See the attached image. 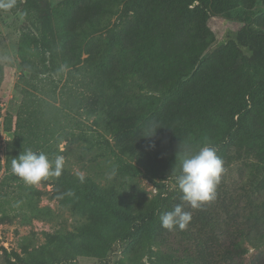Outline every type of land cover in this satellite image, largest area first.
<instances>
[{
  "label": "rangeland",
  "instance_id": "374dc122",
  "mask_svg": "<svg viewBox=\"0 0 264 264\" xmlns=\"http://www.w3.org/2000/svg\"><path fill=\"white\" fill-rule=\"evenodd\" d=\"M236 1L253 12V26L264 30V0ZM196 3L138 0L117 27L127 53L123 62L140 57L137 63L149 69L150 91L138 123L146 147L144 159L132 161V185L124 190V176L111 170L121 165L114 154L109 161L91 162L89 155L80 158L77 150H69L63 156L73 172L89 173L98 183L93 187L97 198L68 195L73 192L65 186L52 189L41 182L39 206L51 209L49 219L26 221L11 214L0 220V264L17 257L29 263L42 258L46 264H180L173 253H185L191 264H264V103L250 108L245 125L218 151L224 172L213 201L192 210L181 200L173 176L185 152L222 137L242 81L261 75L255 66L261 51L243 37L241 23L208 14ZM58 8H64L70 26L96 11L88 0H16L12 9H0V179L5 145L13 137L3 129L4 117L17 111L24 85L20 73L35 50L43 49L42 34ZM37 61L43 63L40 57ZM115 64L119 61L108 67ZM54 70L48 75L60 79L58 88L64 76L57 64ZM48 90V84L35 89L42 96ZM110 143L117 152L112 138ZM108 201L129 211L159 207V212L149 232L121 248L119 239L131 224L118 219ZM178 204L192 213L188 227L162 228L160 215Z\"/></svg>",
  "mask_w": 264,
  "mask_h": 264
},
{
  "label": "trees",
  "instance_id": "16d2710c",
  "mask_svg": "<svg viewBox=\"0 0 264 264\" xmlns=\"http://www.w3.org/2000/svg\"><path fill=\"white\" fill-rule=\"evenodd\" d=\"M88 2L96 8L95 13L75 20L71 26L63 15L64 8L56 10L48 21V33L42 34L43 49L35 50L34 59H30V64L20 73L24 85L18 87L22 93L19 106L14 115L7 113L3 121V129L12 131L13 137L6 142L3 152L1 221L8 220L11 214L28 221L32 218L46 219L47 214L51 213L49 207L39 206L41 191L25 185L11 172L12 159L26 149L44 152L50 159L56 155H67L69 150H77L80 158L89 155L91 162L99 158L109 161L111 154H114L121 165L111 170L124 176L122 183L127 186L123 187L124 190L134 180L135 165L132 161L144 159L146 142L138 123L142 117L140 107L147 101L150 91L146 79L149 69L145 62L137 63L140 57L129 56L128 62H123L127 53L122 49L117 30L126 8L138 4V0ZM194 2H197L195 8L208 14L240 22L243 37L261 51L255 60L261 75L249 83L242 81L240 95L233 100V109L226 119V129L222 137L211 144L218 153L245 125L250 108L264 103V30L253 26V12L241 7L236 0H189V4ZM55 38L56 42L53 41ZM37 57L41 58V65ZM118 61L119 65L108 67L109 63ZM56 64L64 76L58 88L60 79L55 81L48 75ZM42 81L50 88L47 96L35 91L43 87H39ZM111 138L117 152L110 143ZM69 163L66 157L62 174L42 182L51 184L52 189L65 186L74 195L81 194L95 200L97 192L93 187L98 183L89 173L83 174L85 179L81 183L78 179L81 173L73 172ZM178 167L174 173L178 172ZM173 176L175 178V174ZM84 183L88 186L85 187ZM108 203L118 219L131 224V229L119 239L121 248H126L131 241L149 232L159 212V207L129 211L112 201ZM89 234L92 235V232ZM144 255L146 253H142ZM172 260L191 264V259L185 253H173ZM6 264L46 262L42 258L32 257V263H29L17 257L15 260L7 258Z\"/></svg>",
  "mask_w": 264,
  "mask_h": 264
},
{
  "label": "clouds",
  "instance_id": "9594fccd",
  "mask_svg": "<svg viewBox=\"0 0 264 264\" xmlns=\"http://www.w3.org/2000/svg\"><path fill=\"white\" fill-rule=\"evenodd\" d=\"M16 0H0V9L9 10ZM65 164L63 155L50 159L44 152L26 149L11 161V172L27 186L39 187L42 181L50 177H59ZM224 172L223 161L217 155L214 146L205 144L198 151L185 152L180 159L178 172L174 173L176 185L182 193L181 200L187 202L192 210H198L203 204L216 198V188ZM78 179L84 182V175ZM68 195H73L69 192ZM192 219L190 211H184L176 205L171 211L160 215V225L168 231L185 230Z\"/></svg>",
  "mask_w": 264,
  "mask_h": 264
}]
</instances>
